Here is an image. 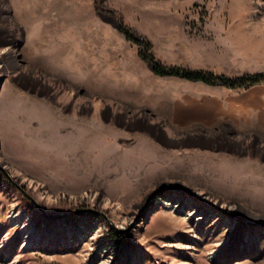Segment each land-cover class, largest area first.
Listing matches in <instances>:
<instances>
[{
	"label": "rangeland",
	"instance_id": "obj_1",
	"mask_svg": "<svg viewBox=\"0 0 264 264\" xmlns=\"http://www.w3.org/2000/svg\"><path fill=\"white\" fill-rule=\"evenodd\" d=\"M17 8L0 0V264H264V133L245 131L264 81L141 55L264 72V0Z\"/></svg>",
	"mask_w": 264,
	"mask_h": 264
},
{
	"label": "trees",
	"instance_id": "obj_2",
	"mask_svg": "<svg viewBox=\"0 0 264 264\" xmlns=\"http://www.w3.org/2000/svg\"><path fill=\"white\" fill-rule=\"evenodd\" d=\"M119 28L129 39L135 41L141 46L143 45V47L145 46L146 48H149V41L137 35L131 27L126 26L122 22L120 23ZM141 55L145 59L149 60L152 64L154 72L159 75H173L190 80H201L208 84H224L230 87L251 86L264 81V72L245 73L239 76L231 77L226 74H217L205 69L190 68L179 65H167L157 59L152 53H146L142 50ZM112 234L118 238L122 237V234L114 230L112 231Z\"/></svg>",
	"mask_w": 264,
	"mask_h": 264
},
{
	"label": "crops",
	"instance_id": "obj_3",
	"mask_svg": "<svg viewBox=\"0 0 264 264\" xmlns=\"http://www.w3.org/2000/svg\"><path fill=\"white\" fill-rule=\"evenodd\" d=\"M13 2L18 4L17 11L18 13L21 14V17L36 18L41 13L47 14V9H48L47 5L49 2H51V0H13ZM43 17L47 18V15ZM191 81H201V80H191ZM253 107L255 108V110L258 109V111L255 112V115L253 117H250L251 118L250 124L247 123L245 127V131L247 130V128H249L250 130L253 131L258 130L259 132L264 133V104L261 106L257 105ZM246 121L248 122V119Z\"/></svg>",
	"mask_w": 264,
	"mask_h": 264
},
{
	"label": "water",
	"instance_id": "obj_4",
	"mask_svg": "<svg viewBox=\"0 0 264 264\" xmlns=\"http://www.w3.org/2000/svg\"><path fill=\"white\" fill-rule=\"evenodd\" d=\"M34 202L37 204V202L34 200ZM117 231H119V230H117Z\"/></svg>",
	"mask_w": 264,
	"mask_h": 264
},
{
	"label": "bare ground",
	"instance_id": "obj_5",
	"mask_svg": "<svg viewBox=\"0 0 264 264\" xmlns=\"http://www.w3.org/2000/svg\"><path fill=\"white\" fill-rule=\"evenodd\" d=\"M83 163H84V162H83ZM66 173H67V172H66ZM66 173H65V174H66Z\"/></svg>",
	"mask_w": 264,
	"mask_h": 264
}]
</instances>
